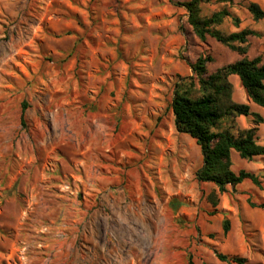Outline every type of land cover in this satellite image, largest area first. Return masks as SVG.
<instances>
[{"label": "rangeland", "instance_id": "1", "mask_svg": "<svg viewBox=\"0 0 264 264\" xmlns=\"http://www.w3.org/2000/svg\"><path fill=\"white\" fill-rule=\"evenodd\" d=\"M183 1L0 0V264H228L216 252L264 264V209L250 204L264 202V155L232 151V170L261 187L227 186L213 206L215 186L195 176L200 148L174 126L190 63L209 54L211 72L241 57L199 40ZM241 1H204L202 13L227 7L239 23L220 28L256 30L246 56L264 58V17ZM256 136L264 145V121Z\"/></svg>", "mask_w": 264, "mask_h": 264}, {"label": "trees", "instance_id": "2", "mask_svg": "<svg viewBox=\"0 0 264 264\" xmlns=\"http://www.w3.org/2000/svg\"><path fill=\"white\" fill-rule=\"evenodd\" d=\"M204 1L209 0L179 2L186 10L187 23L193 33L201 41L211 37L236 51L241 57L208 72L207 64L212 61V57L209 54L198 55L190 63L193 74L175 83L170 108L176 130L190 135L200 148L202 163L195 176L198 181L211 182L215 186L216 189L210 192L209 199L216 206L219 194L225 192L227 186L234 187L248 179L261 187L257 174L244 169L235 172L231 168L232 151L246 160L264 155V145L257 142L256 136L257 124L264 120L258 112L250 109L248 103L233 99V84L229 77L237 76L249 99L264 108V58L262 55L251 58L246 56L249 36L259 35L256 30L249 27L234 31L221 29L220 25L225 19L230 18L238 26L239 18L225 6L204 14L201 8ZM220 1L227 4L234 2ZM241 3L253 20L264 17V9L257 2L242 0ZM239 116L251 117L253 124L239 127L236 123ZM250 204L264 209V202ZM222 230L224 233L229 230L227 217L222 220ZM216 256L228 264L245 263V258L237 255L216 252ZM189 264L194 263L189 260Z\"/></svg>", "mask_w": 264, "mask_h": 264}]
</instances>
